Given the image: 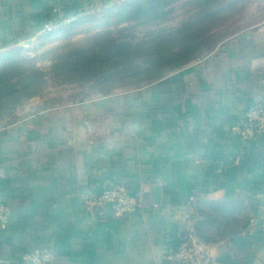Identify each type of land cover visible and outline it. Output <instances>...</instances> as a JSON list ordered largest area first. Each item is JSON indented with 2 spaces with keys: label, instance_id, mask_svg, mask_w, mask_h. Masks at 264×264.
<instances>
[{
  "label": "crops",
  "instance_id": "0c3cea01",
  "mask_svg": "<svg viewBox=\"0 0 264 264\" xmlns=\"http://www.w3.org/2000/svg\"><path fill=\"white\" fill-rule=\"evenodd\" d=\"M118 1L0 0V52ZM256 105L264 22L141 88L0 130V202L12 212L0 264L35 250L54 264H177L171 251L214 204L233 207L237 229L209 241L216 264H264V133L243 134ZM110 186L139 198L137 209L117 218L91 206Z\"/></svg>",
  "mask_w": 264,
  "mask_h": 264
},
{
  "label": "rangeland",
  "instance_id": "374dc122",
  "mask_svg": "<svg viewBox=\"0 0 264 264\" xmlns=\"http://www.w3.org/2000/svg\"><path fill=\"white\" fill-rule=\"evenodd\" d=\"M264 22V0H119L0 52V130L135 90Z\"/></svg>",
  "mask_w": 264,
  "mask_h": 264
},
{
  "label": "built area",
  "instance_id": "2783aa9c",
  "mask_svg": "<svg viewBox=\"0 0 264 264\" xmlns=\"http://www.w3.org/2000/svg\"><path fill=\"white\" fill-rule=\"evenodd\" d=\"M52 30V29H49ZM247 133H264V105L250 107L245 114ZM139 198L129 194L118 186H110L96 194L90 201L91 206L112 207L114 216L123 218L134 212L139 206ZM11 208L0 202V224H4L11 216ZM168 260L177 264H216L210 254L209 245L202 243L194 234L184 238L177 250L171 251ZM21 264H54L52 255L48 252L35 250L24 255Z\"/></svg>",
  "mask_w": 264,
  "mask_h": 264
},
{
  "label": "trees",
  "instance_id": "16d2710c",
  "mask_svg": "<svg viewBox=\"0 0 264 264\" xmlns=\"http://www.w3.org/2000/svg\"><path fill=\"white\" fill-rule=\"evenodd\" d=\"M211 209L213 213L207 215L204 222L201 221L196 226V230L187 233L184 235V238H187L190 234H194L199 241L209 245V241L211 240L237 232L236 227L233 225L235 223V213L232 211V206L214 204Z\"/></svg>",
  "mask_w": 264,
  "mask_h": 264
}]
</instances>
